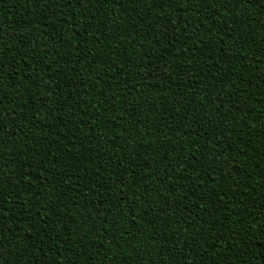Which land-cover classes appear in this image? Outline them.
I'll return each instance as SVG.
<instances>
[{
    "label": "trees",
    "instance_id": "obj_1",
    "mask_svg": "<svg viewBox=\"0 0 264 264\" xmlns=\"http://www.w3.org/2000/svg\"><path fill=\"white\" fill-rule=\"evenodd\" d=\"M0 60L8 264H264V0H0Z\"/></svg>",
    "mask_w": 264,
    "mask_h": 264
},
{
    "label": "snow or ice",
    "instance_id": "obj_2",
    "mask_svg": "<svg viewBox=\"0 0 264 264\" xmlns=\"http://www.w3.org/2000/svg\"><path fill=\"white\" fill-rule=\"evenodd\" d=\"M67 2H70V0H67ZM78 2L80 3L81 7H83L84 5V0H78ZM108 0H95L96 4H103V3H107ZM152 2L154 3V5H156L157 7H159L160 5L164 4V3H168L169 0H152ZM214 2H222L224 4V7L227 8V6L229 4H231L232 6H236L237 4L240 3H246V0H214ZM3 68V61L0 60V69ZM0 76H2V72H0ZM40 88H44V87H48L47 84H42L39 86ZM56 95V92L53 91V96ZM222 105H218L217 109H214V111L218 110L219 107H221ZM18 114V113H17ZM0 179H2V177H0ZM182 210H186V209H182ZM4 209L2 208V206H0V264H8V261L5 260L4 257V249L6 247L7 241L3 238L4 237V232L5 231H9L3 228V221H4ZM39 210H37V214H38ZM189 231H191V226L189 227ZM199 235H202V233H198ZM126 235V233H125ZM133 239H136V237H133ZM146 240H153V237H147L145 236ZM173 239H175V236H173ZM232 239H235V237H232ZM127 241V240H126ZM43 241H41L42 243ZM215 241H213V245H214ZM213 245H209V247L213 246ZM152 245L150 243H145L144 244V248L148 249L151 248ZM23 251V250H21ZM221 251H223L221 249ZM146 254V253H145ZM131 255V254H129ZM25 259H27V257H25ZM229 259H231V257H229ZM55 261V259L53 260ZM53 261H47L45 262V264H53ZM56 262V261H55ZM18 264V262H17ZM57 264V262H56ZM148 264H152L151 261L148 262ZM156 264H169V257H167L165 255V251L164 250H160V258L156 261ZM193 264H196L195 259L193 260Z\"/></svg>",
    "mask_w": 264,
    "mask_h": 264
}]
</instances>
